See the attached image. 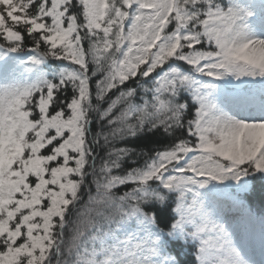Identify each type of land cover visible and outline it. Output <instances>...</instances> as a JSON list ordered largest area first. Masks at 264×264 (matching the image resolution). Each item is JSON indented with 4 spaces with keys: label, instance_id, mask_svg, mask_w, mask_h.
Returning <instances> with one entry per match:
<instances>
[{
    "label": "snow or ice",
    "instance_id": "6c2138e0",
    "mask_svg": "<svg viewBox=\"0 0 264 264\" xmlns=\"http://www.w3.org/2000/svg\"><path fill=\"white\" fill-rule=\"evenodd\" d=\"M0 264H264V0H0Z\"/></svg>",
    "mask_w": 264,
    "mask_h": 264
}]
</instances>
